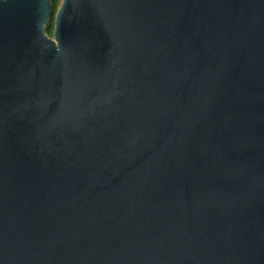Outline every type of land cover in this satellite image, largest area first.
Here are the masks:
<instances>
[{
    "label": "water",
    "instance_id": "95a60500",
    "mask_svg": "<svg viewBox=\"0 0 264 264\" xmlns=\"http://www.w3.org/2000/svg\"><path fill=\"white\" fill-rule=\"evenodd\" d=\"M0 0V264H264V0Z\"/></svg>",
    "mask_w": 264,
    "mask_h": 264
},
{
    "label": "trees",
    "instance_id": "16d2710c",
    "mask_svg": "<svg viewBox=\"0 0 264 264\" xmlns=\"http://www.w3.org/2000/svg\"><path fill=\"white\" fill-rule=\"evenodd\" d=\"M61 0H50L51 3V9H52V14H51V19L48 22L47 28H46V32L49 36H52V30H53V17L54 14L57 10V8L59 7Z\"/></svg>",
    "mask_w": 264,
    "mask_h": 264
}]
</instances>
